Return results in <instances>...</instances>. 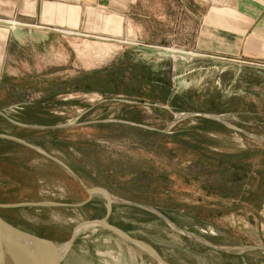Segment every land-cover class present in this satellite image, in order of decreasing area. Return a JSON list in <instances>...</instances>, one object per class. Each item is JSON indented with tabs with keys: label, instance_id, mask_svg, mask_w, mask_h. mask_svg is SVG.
Instances as JSON below:
<instances>
[{
	"label": "rangeland",
	"instance_id": "1",
	"mask_svg": "<svg viewBox=\"0 0 264 264\" xmlns=\"http://www.w3.org/2000/svg\"><path fill=\"white\" fill-rule=\"evenodd\" d=\"M229 1L137 0L132 24L89 7L9 42L0 216L65 247L61 264H264V61L192 41L203 17L240 26Z\"/></svg>",
	"mask_w": 264,
	"mask_h": 264
},
{
	"label": "crops",
	"instance_id": "2",
	"mask_svg": "<svg viewBox=\"0 0 264 264\" xmlns=\"http://www.w3.org/2000/svg\"><path fill=\"white\" fill-rule=\"evenodd\" d=\"M136 1L0 0V72L2 63L5 62V51L9 42L20 43L26 35L39 33V31L73 29L80 23L84 10L89 7H106L113 13L127 14L128 23L132 24V18L129 17L132 14L130 9ZM182 1L190 2V0ZM191 1L192 6L195 3L196 15H199L198 0ZM224 4L240 16V26H234L231 29L225 26L222 28L216 26L213 19L205 23L203 17L202 24L197 23L195 39H192V41L195 40V46L202 51H214L248 61H264V0H231ZM210 11L209 7L205 15H208ZM191 15H194L193 9ZM198 19L197 16V21ZM104 20L115 22L112 16Z\"/></svg>",
	"mask_w": 264,
	"mask_h": 264
},
{
	"label": "water",
	"instance_id": "3",
	"mask_svg": "<svg viewBox=\"0 0 264 264\" xmlns=\"http://www.w3.org/2000/svg\"><path fill=\"white\" fill-rule=\"evenodd\" d=\"M88 191L92 194L91 191L93 190L88 189ZM101 223L119 236L144 246L160 263H164L160 256L148 245L126 237L105 221H101ZM51 242L12 225L0 216V244L5 247L14 264H61V257L54 254L51 249Z\"/></svg>",
	"mask_w": 264,
	"mask_h": 264
},
{
	"label": "trees",
	"instance_id": "4",
	"mask_svg": "<svg viewBox=\"0 0 264 264\" xmlns=\"http://www.w3.org/2000/svg\"><path fill=\"white\" fill-rule=\"evenodd\" d=\"M133 68L135 70V66ZM125 73H126V71L120 66L119 74L118 75H120V77L123 78V75ZM92 74H94L96 77L94 75H92ZM133 75H134V79H135V87L142 88V86H143V83H142L143 79L142 78L143 77L141 78L138 74H136V72H134ZM105 76L102 75L101 77L104 78ZM128 76L130 78L132 77L131 72H130V74ZM108 78H110L109 75L106 77V79H108ZM99 79H100V76H98L96 72H93V73H89L88 76H85V78L83 79V81L85 82V85H88V83H93L94 81H98ZM103 85H105V84H103ZM236 157H238V156H236ZM236 160H239V159H236Z\"/></svg>",
	"mask_w": 264,
	"mask_h": 264
},
{
	"label": "bare ground",
	"instance_id": "5",
	"mask_svg": "<svg viewBox=\"0 0 264 264\" xmlns=\"http://www.w3.org/2000/svg\"><path fill=\"white\" fill-rule=\"evenodd\" d=\"M2 244H0V264H6L5 262V253L4 251L1 249ZM51 249L53 250L54 254L57 255L58 257H61V255L64 252L65 247H60V245H55L51 243Z\"/></svg>",
	"mask_w": 264,
	"mask_h": 264
}]
</instances>
